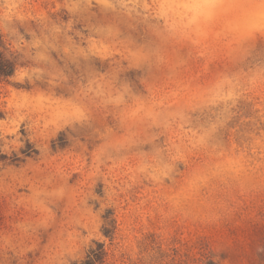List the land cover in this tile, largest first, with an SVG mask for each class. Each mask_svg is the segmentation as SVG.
Segmentation results:
<instances>
[{
	"label": "rangeland",
	"instance_id": "374dc122",
	"mask_svg": "<svg viewBox=\"0 0 264 264\" xmlns=\"http://www.w3.org/2000/svg\"><path fill=\"white\" fill-rule=\"evenodd\" d=\"M0 264H264V0H0Z\"/></svg>",
	"mask_w": 264,
	"mask_h": 264
},
{
	"label": "trees",
	"instance_id": "16d2710c",
	"mask_svg": "<svg viewBox=\"0 0 264 264\" xmlns=\"http://www.w3.org/2000/svg\"><path fill=\"white\" fill-rule=\"evenodd\" d=\"M2 69H3V68H2L1 58H0V73L3 72ZM1 157H2V153H1V150H0V160H1ZM78 264H84V262H80V263H78Z\"/></svg>",
	"mask_w": 264,
	"mask_h": 264
}]
</instances>
